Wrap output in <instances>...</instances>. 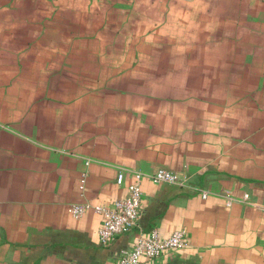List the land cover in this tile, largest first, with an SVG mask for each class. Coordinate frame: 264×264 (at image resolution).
<instances>
[{"label": "crops", "instance_id": "1", "mask_svg": "<svg viewBox=\"0 0 264 264\" xmlns=\"http://www.w3.org/2000/svg\"><path fill=\"white\" fill-rule=\"evenodd\" d=\"M148 39L264 46V0H0V264H120L137 229L103 244L102 216L69 207L110 204L159 168L189 184L145 177L140 226L188 244L142 264H264V124L233 137L198 101L134 89L122 72L142 60H121ZM261 56L245 83L264 99Z\"/></svg>", "mask_w": 264, "mask_h": 264}, {"label": "rangeland", "instance_id": "2", "mask_svg": "<svg viewBox=\"0 0 264 264\" xmlns=\"http://www.w3.org/2000/svg\"><path fill=\"white\" fill-rule=\"evenodd\" d=\"M141 38L138 36L140 43ZM153 38L156 39L155 35ZM174 40L175 37L170 39ZM147 42L143 44L146 46H131L129 55L121 60L123 64L130 63L128 60L133 53L138 61L142 60L137 66L141 70L132 67L122 72L132 78L134 89L144 90L148 82L153 81L154 91L163 90L185 98L183 105L186 108L192 109V102L198 101L207 110L201 122L222 124L220 128L226 125L227 129L232 128L233 137L244 134L239 127H247L250 138H255L253 130L264 124V99L256 93V83L248 82L247 88L245 81L255 70L256 59L264 54V46H188L185 42V46H152L155 44L153 40L148 39ZM199 58L203 60L201 66L197 64ZM230 65L235 75L228 76L227 72L223 76L226 66L230 72ZM161 69H166L164 76ZM161 80L166 82L162 84ZM250 92L254 94L250 95Z\"/></svg>", "mask_w": 264, "mask_h": 264}, {"label": "built area", "instance_id": "3", "mask_svg": "<svg viewBox=\"0 0 264 264\" xmlns=\"http://www.w3.org/2000/svg\"><path fill=\"white\" fill-rule=\"evenodd\" d=\"M145 177H148L156 184L180 186H188L189 184L186 178L165 168H159L148 174L138 172L128 184V193L124 197H119L106 205L74 203L69 207L71 214L76 218L81 217L89 209L102 216L99 239L103 244H108L116 236L127 231L137 229L132 247L122 251L120 255V264H142L144 259L161 256L170 251L183 248L188 244L187 232L183 228L174 230L168 236H162L158 229H151L145 232L140 226L143 199L142 184ZM124 181L125 175L120 172L117 182L123 184ZM202 195L206 196L207 191L203 190ZM228 203L231 204V201L229 200Z\"/></svg>", "mask_w": 264, "mask_h": 264}, {"label": "trees", "instance_id": "4", "mask_svg": "<svg viewBox=\"0 0 264 264\" xmlns=\"http://www.w3.org/2000/svg\"><path fill=\"white\" fill-rule=\"evenodd\" d=\"M116 8V7H115ZM115 8H113V6H112V8H110L109 10H108V13H114V12H117L116 10L117 9H115ZM88 10H90V8L88 7ZM95 34V33H94ZM108 34V32H106V35ZM116 36H119L120 37V35H118V34H115V32H111V39L113 40V39H115L116 40ZM113 43H112V45L114 46V45H116L115 44V41H112ZM141 60V59H140ZM202 59L201 58H199L198 59V66H201L202 65ZM225 61H222L221 63H224ZM215 63H217L216 62V60H215ZM163 67H165V65H163ZM182 69H185V68H182ZM161 71L163 72H166V69H161ZM162 72H160V73H162Z\"/></svg>", "mask_w": 264, "mask_h": 264}]
</instances>
